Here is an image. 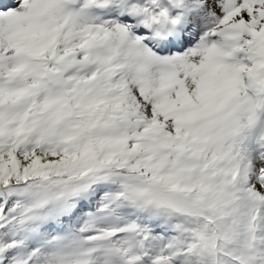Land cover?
I'll use <instances>...</instances> for the list:
<instances>
[{"label":"snow or ice","instance_id":"1","mask_svg":"<svg viewBox=\"0 0 264 264\" xmlns=\"http://www.w3.org/2000/svg\"><path fill=\"white\" fill-rule=\"evenodd\" d=\"M0 264H264V0H0Z\"/></svg>","mask_w":264,"mask_h":264}]
</instances>
